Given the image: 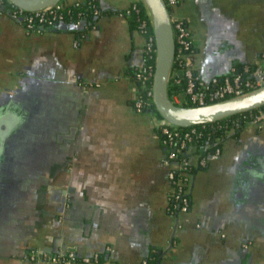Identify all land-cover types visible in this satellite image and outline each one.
<instances>
[{
	"label": "crops",
	"instance_id": "1",
	"mask_svg": "<svg viewBox=\"0 0 264 264\" xmlns=\"http://www.w3.org/2000/svg\"><path fill=\"white\" fill-rule=\"evenodd\" d=\"M99 1L106 13L80 41L64 26L28 33L0 10V264H49L32 250L264 264V127L224 138L190 210L171 216L161 118L134 107L146 38L122 11L135 0ZM171 13L203 78L263 63L264 0H177Z\"/></svg>",
	"mask_w": 264,
	"mask_h": 264
},
{
	"label": "built area",
	"instance_id": "2",
	"mask_svg": "<svg viewBox=\"0 0 264 264\" xmlns=\"http://www.w3.org/2000/svg\"><path fill=\"white\" fill-rule=\"evenodd\" d=\"M133 1L127 13L135 11L140 13L138 2ZM169 6H174L177 0H166ZM81 1L75 4H80ZM11 5L12 16L16 20H21L28 33H42L57 27L63 19L64 11L69 8L68 4L59 3L54 7H48L35 12H26L7 0H0V4ZM173 18L176 57L181 68L173 67L171 81L180 82L186 79V87L183 91L170 94L174 103L180 106H196L219 102L235 96L245 94L249 91L264 86V55L263 63L255 66L244 64L238 68H232L230 73L223 77H212L205 79L196 73L192 67V56L194 45L191 31L184 20ZM80 26L81 22L77 21ZM147 27V20H142L139 32L144 35ZM146 45L143 51V62L135 67L133 77L138 83L139 95L135 99L134 107L139 112L148 111L153 102V76L155 64L152 66L148 60L155 56L156 46L154 34L144 35ZM175 66V63H174ZM234 117V116H232ZM225 118L223 120L194 125L191 127H179L170 124L161 118L157 123L155 138L165 147L166 154L163 162L169 167L168 178L171 183V190L168 195V212L171 216H179L190 210L192 205V189L194 178L198 170L204 169L212 161L218 160L222 153V138L214 136V133L225 127L228 122L240 125L242 122L253 124L259 128L264 127V106L257 110L245 112ZM224 120L226 122L222 123ZM222 121V122H221ZM206 139V152L197 151L196 142ZM33 262H48L49 264H110L108 260L103 261L100 254L80 256L70 250L64 253L49 254L43 250H32L28 255ZM144 264H148L145 259Z\"/></svg>",
	"mask_w": 264,
	"mask_h": 264
},
{
	"label": "water",
	"instance_id": "3",
	"mask_svg": "<svg viewBox=\"0 0 264 264\" xmlns=\"http://www.w3.org/2000/svg\"><path fill=\"white\" fill-rule=\"evenodd\" d=\"M26 11L35 12L54 7L62 0H7ZM144 3L155 37V70L153 102L163 119L179 127L213 123L264 106V86L219 102L196 106H180L170 98V80L176 57V40L172 13L166 0H140ZM0 10L12 16V8L3 3ZM21 21V20H19ZM4 140H2V144Z\"/></svg>",
	"mask_w": 264,
	"mask_h": 264
},
{
	"label": "trees",
	"instance_id": "4",
	"mask_svg": "<svg viewBox=\"0 0 264 264\" xmlns=\"http://www.w3.org/2000/svg\"><path fill=\"white\" fill-rule=\"evenodd\" d=\"M137 4L140 9L139 14H137L135 11L129 14L126 11L127 9L122 12L128 16L132 31L139 30V26L142 20H147V27L145 29L146 31L144 32V35L151 36L153 35V29L151 26V21L148 16L146 7L142 1H139ZM9 6L12 7L11 5ZM169 7L172 10L173 6H169ZM104 13L106 12L104 11L99 0H82L80 4L78 5L72 4V5H69V8H66V10L64 11L63 19L60 20V23L57 27L64 26L67 29H71L73 32L76 33V36L78 37V41H80V39L85 38L88 32L96 26L97 18ZM77 21L81 22L80 26L77 25ZM57 27H54V28H57ZM148 63L153 66L155 64V56L150 58L148 60ZM174 67L181 68L182 65H180L176 61ZM185 87H186V79L183 78L178 83H175L173 80V83L171 81V84H170V94L174 93L175 91L181 92L185 89ZM148 109L152 113H154L156 116H158L159 118H162L161 115L158 113L154 103H152ZM233 118H235V116L230 119H233ZM226 121L227 120H224L223 122L222 121L221 122L224 123ZM227 122L229 124L228 127H225L221 130L216 131L214 133V136H219L222 139H224L230 134L238 135L241 129L244 128L246 125H248L247 122H242L240 125L233 124L230 121H227ZM205 143H206V139L198 140L195 143L197 146V151L206 152L207 150H206ZM158 259H159V256L157 252L153 253L151 256L147 258L148 264H152V263L157 264ZM102 260L105 261L104 256H102Z\"/></svg>",
	"mask_w": 264,
	"mask_h": 264
}]
</instances>
